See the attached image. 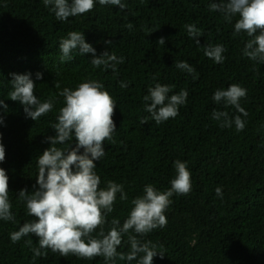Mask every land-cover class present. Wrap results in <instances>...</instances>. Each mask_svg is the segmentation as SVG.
Segmentation results:
<instances>
[{"label": "trees", "instance_id": "trees-1", "mask_svg": "<svg viewBox=\"0 0 264 264\" xmlns=\"http://www.w3.org/2000/svg\"><path fill=\"white\" fill-rule=\"evenodd\" d=\"M212 2L121 0L126 5L121 10L95 0L90 12L58 20L43 0H0V100L8 106L5 110L0 105L4 118L0 142L6 153L0 167L9 177L15 217L0 220V264H105L102 256H61L51 249H41L47 256L36 257L33 249L39 247V240L34 234L18 242L10 239L23 223L35 219L18 193L32 191L36 183L38 157L50 147L46 138L56 134L52 125L64 104L59 93L66 87L75 89L86 79L100 81L116 101V130L112 140L104 142L105 155L95 162L100 188L114 181L123 185L128 197L121 200L117 193L103 225L105 233L113 219L123 225L132 200L144 194L145 185L161 191L171 187L176 160L186 162L191 173L190 193L170 198L166 226L145 236L130 230L123 235L118 253L127 254L129 236L137 235L141 242L152 241L163 254L158 253L153 264H264V64L243 54L251 37L243 32L234 35L238 14L229 22L222 13L210 10ZM188 24H194L201 36L191 37ZM71 31L82 32L97 55L108 49L123 57V63L116 65V71L94 68L92 54L81 55L78 50L71 60L62 62L59 44ZM161 37L163 45L158 43ZM107 40L112 44H106ZM216 44L226 49L223 63L204 54L205 47ZM179 61L189 63L197 78L177 68ZM37 72L43 74L41 79H36ZM11 73H31L34 95L41 101L51 97L52 111L36 121L27 118L23 105L8 96ZM121 82L127 87L122 88ZM156 83L174 86L169 95L181 89L188 93L179 114L159 124L145 110L144 101ZM234 83L247 90L239 101L247 116L223 100H213L217 89ZM214 110L227 112L232 126L221 127L222 120L212 118ZM237 115L245 121L241 131L235 127ZM144 117H149L147 123L141 122ZM70 144L75 146L74 138L56 146L67 149ZM137 260L117 257L116 264H137Z\"/></svg>", "mask_w": 264, "mask_h": 264}, {"label": "clouds", "instance_id": "clouds-1", "mask_svg": "<svg viewBox=\"0 0 264 264\" xmlns=\"http://www.w3.org/2000/svg\"><path fill=\"white\" fill-rule=\"evenodd\" d=\"M45 6L51 5V10L58 20H67L69 17L90 12L95 6V0H43ZM100 5H116L123 10L126 5L121 0H99ZM211 11L223 14L225 20L231 21L238 14L239 19L234 25V35L246 33L251 39L247 40L243 54L251 60L264 64V0H214L209 5ZM131 29V23L126 25ZM188 34L200 37L201 31L194 25H186ZM258 33V34H257ZM111 45L112 41H105ZM165 44V38L158 40ZM196 43L200 41L196 39ZM61 61L71 60L74 50L79 54L91 53L90 60L94 68L104 66L116 71V65L123 63L119 57L105 49L99 55L96 49L88 42L82 32L71 31L67 38H62L59 44ZM226 51L222 44L208 45L204 54L217 63H223ZM193 74L197 78L195 69L186 61H179L175 65ZM11 91L8 96L13 101L23 105L27 118L36 121L51 112L54 100L50 97L41 101L34 91L35 81L31 73H11ZM42 73H36V79L42 78ZM122 88L127 87L121 82ZM56 87H59L56 84ZM174 86L156 83L149 88L148 95L144 96L145 110L157 124L175 118L179 114V106L186 103L187 91L181 89L171 94ZM247 90L239 84H231L227 89H217L213 100L219 103L224 101L235 106L240 113L247 116V112L239 104L245 97ZM64 97V104L59 109L57 123L52 125L55 135L47 137L50 147L38 157V176L33 190L21 189L18 196L26 202L27 212L34 217L25 222L10 235L12 242H18L22 237L34 234L39 240V247L33 249L34 256H47L41 249H51L61 256L69 254L78 258L92 259L102 256L105 264H116V258L128 261L137 260V264H153V258L159 253L157 245L152 241L141 242L137 235L145 236L152 230L163 228L167 224L165 212L172 203L173 194L187 195L192 189L191 173L187 163L176 160L174 167L176 176L171 181V187L161 191L153 185H145L144 194L132 200L133 207L130 214L120 225V221L113 219L111 229L105 233L103 225L106 218L113 211V206L120 194L121 200H127V193L120 183L108 181L105 188H100L101 179L96 173V161L105 155L104 142L112 140L116 125L113 120L116 101L104 85L96 79H86L75 89L64 88L60 93ZM150 102V103H149ZM0 105L7 110V105L0 100ZM212 118L221 121V127H231L233 121L225 111H213ZM223 118V119H222ZM149 117H144L142 123H147ZM4 118L0 116V124ZM237 131L245 127V121L239 115L234 118ZM2 137V133H0ZM74 138L75 146L65 149L56 145H63ZM81 149L83 151L81 152ZM5 146L0 142V162L5 160ZM218 195L220 188L216 189ZM9 201V177L6 170L0 167V220L14 221ZM97 228L100 231L93 235ZM133 230L137 235L129 236L131 250L127 253H118L117 248L122 243L124 234ZM27 243H31L28 241ZM143 254V255H140Z\"/></svg>", "mask_w": 264, "mask_h": 264}]
</instances>
